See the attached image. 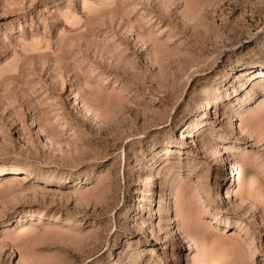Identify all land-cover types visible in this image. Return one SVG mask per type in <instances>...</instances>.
<instances>
[{"label":"rangeland","instance_id":"374dc122","mask_svg":"<svg viewBox=\"0 0 264 264\" xmlns=\"http://www.w3.org/2000/svg\"><path fill=\"white\" fill-rule=\"evenodd\" d=\"M263 64L264 0H0V264H183L174 225L198 264H264ZM232 155L252 192L217 200Z\"/></svg>","mask_w":264,"mask_h":264},{"label":"bare ground","instance_id":"6f19581e","mask_svg":"<svg viewBox=\"0 0 264 264\" xmlns=\"http://www.w3.org/2000/svg\"><path fill=\"white\" fill-rule=\"evenodd\" d=\"M191 4L193 5V3H191ZM243 71H244L245 75H250V74L254 73L253 78L250 80V84L252 83L254 85V82L256 83L257 79H259L260 81L263 80L264 64L257 66L254 69L253 68H246ZM228 91H229L228 89L221 91L219 87L214 88V90H211V91L209 90V92L206 93L207 98L205 101H207L208 106H212L213 109L215 108L216 104H218V105H220V107H222L225 100L229 99ZM257 100L259 101V104H260V106L258 107V112L262 113L264 111V92L262 94H260L257 98H255L254 102ZM83 109L86 111V113L90 112L89 108L86 107L85 105L83 106ZM214 112H215L214 114H216V116L219 118L220 115L218 114L216 109H214ZM247 112L248 111L245 109V110H243V113L240 115L239 106H236V105L232 106L230 109V112H228V119L226 122L227 129L234 134L236 132L238 133L239 130L243 131V130L248 129L250 127V122H251L252 117H249V119L248 118L243 119V126L241 128L238 124L239 123V117L244 118ZM191 122L192 121H190V123ZM188 126H191V124H189ZM190 132L191 131L187 128L182 130L180 132L179 138L184 137L185 135H189ZM227 141L231 142L232 140L226 139L225 142H227ZM167 143L170 146H180L181 142L176 141V142H167ZM224 147H225L224 144H218L213 151V158L216 160V165L219 164V166H223L225 163V161H224V155H225L224 154ZM167 149H168V147H167ZM227 164L228 165L226 168V177L228 179V184L226 186H224V188L218 189V191L216 193L217 200H219V199L223 200L227 196L239 195L245 184H248V186H249L248 191L252 192V188L254 185L253 183L255 181H254L253 174L252 173L250 174L248 172L246 164L235 155H232V158L228 161ZM12 173L17 174V172H12ZM176 179L178 180V178H176ZM174 183H176L175 180H172V182H170V184L168 183L169 184L168 192L166 193V196H164L163 199L160 201V204H159L161 206L160 209L162 208L163 210L171 211V202H172V199L174 197V192L172 190V187L174 186ZM178 183H180V182H178ZM182 189H183V185H180L177 187V190L179 192H181ZM180 197H182V194ZM181 203L178 202L177 210H178L179 214L181 215V217L185 218V217H187L188 214L185 210H182L183 203L182 204ZM140 210H141L140 203L137 202L136 209L134 211L140 212ZM156 213H157L156 212V204L154 203V198H150L149 206H148V219L154 220ZM173 218H174L173 215H171L170 218L168 219V223L171 225H173V223H174ZM154 223H155V221H154ZM173 230L175 232L174 233V240L178 243H181V245H182L181 248L184 249L186 252V256L184 257V259L182 261L183 264H198V260H197L198 259V253H197L195 247L192 246V244L188 240V238H189L188 236L190 235V232L187 228V225L183 226V232H185V233L188 232L187 233L188 236H184L183 233L179 231L180 229H177L175 225L173 226ZM194 237H196V236H194ZM195 240H196L195 243H197V240H199V238H197ZM200 242H201V240H200ZM200 242L198 241V243H200ZM201 245H202V242L199 246V249L201 248Z\"/></svg>","mask_w":264,"mask_h":264}]
</instances>
